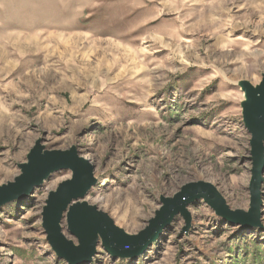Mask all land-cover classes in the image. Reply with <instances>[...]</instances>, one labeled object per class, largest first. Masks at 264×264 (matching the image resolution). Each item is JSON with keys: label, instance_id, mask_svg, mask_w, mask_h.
<instances>
[{"label": "rangeland", "instance_id": "rangeland-1", "mask_svg": "<svg viewBox=\"0 0 264 264\" xmlns=\"http://www.w3.org/2000/svg\"><path fill=\"white\" fill-rule=\"evenodd\" d=\"M264 75V0H0V186L31 150L76 148L95 167L82 199L138 234L191 182L248 210L245 94ZM53 172L0 206V264H70L43 227ZM262 227L241 230L199 199L136 257L102 246L81 264H264ZM67 238L78 244L68 230Z\"/></svg>", "mask_w": 264, "mask_h": 264}, {"label": "water", "instance_id": "water-1", "mask_svg": "<svg viewBox=\"0 0 264 264\" xmlns=\"http://www.w3.org/2000/svg\"><path fill=\"white\" fill-rule=\"evenodd\" d=\"M245 94L242 102L243 120L250 134L252 177L250 181V206L248 210L233 209L218 188L207 181L184 185L173 197H162V207L149 225L138 234H129L116 225L111 216L82 200L96 184L95 167L80 156L76 148L66 151L44 150L41 144L31 150L28 162L21 165V175L15 182L0 186V206L10 200L24 198L41 185L53 172L70 169L72 178L59 184L50 192L43 209V227L48 242L58 257L70 264L89 262L97 254L99 240L113 256L136 257L144 253L163 233L177 215L185 220V230L191 226L189 205L204 199L218 216L241 230L262 227L264 183V75L254 85L248 80L239 82ZM66 218L68 230L78 239V244L67 238L62 221Z\"/></svg>", "mask_w": 264, "mask_h": 264}, {"label": "bare ground", "instance_id": "bare-ground-1", "mask_svg": "<svg viewBox=\"0 0 264 264\" xmlns=\"http://www.w3.org/2000/svg\"><path fill=\"white\" fill-rule=\"evenodd\" d=\"M262 186H263V185H262ZM164 231H165V229H164ZM164 231H163V232H164Z\"/></svg>", "mask_w": 264, "mask_h": 264}]
</instances>
